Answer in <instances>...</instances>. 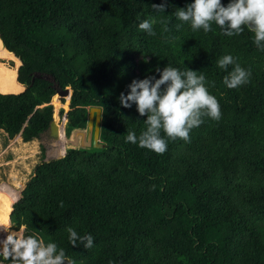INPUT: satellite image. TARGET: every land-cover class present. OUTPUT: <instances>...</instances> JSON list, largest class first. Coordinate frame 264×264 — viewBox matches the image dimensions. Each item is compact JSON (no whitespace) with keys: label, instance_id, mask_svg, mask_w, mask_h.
Here are the masks:
<instances>
[{"label":"trees","instance_id":"trees-1","mask_svg":"<svg viewBox=\"0 0 264 264\" xmlns=\"http://www.w3.org/2000/svg\"><path fill=\"white\" fill-rule=\"evenodd\" d=\"M162 2L0 0V60L16 63L0 61V130L29 143L55 117L60 142L52 151L63 157L78 145L55 116V82H32L40 73L71 88L66 134L85 127L88 109L99 107L106 145L41 162L14 205L12 230L55 242L65 264H264V52L247 30L226 37L215 24L208 33L187 23L178 29L174 12L192 0H166L165 13L154 12ZM150 17L155 36L138 28ZM226 54L251 69L250 83L225 86L227 73L215 62ZM168 63L214 82L208 90L221 117H205L187 142L169 140L158 154L125 142L128 130L140 134L146 117L135 105L123 108L119 97ZM17 197L4 187L0 204ZM11 209L0 208V242ZM68 227L90 233L93 247H72ZM0 261L11 264L4 254Z\"/></svg>","mask_w":264,"mask_h":264},{"label":"clouds","instance_id":"clouds-1","mask_svg":"<svg viewBox=\"0 0 264 264\" xmlns=\"http://www.w3.org/2000/svg\"><path fill=\"white\" fill-rule=\"evenodd\" d=\"M166 6L163 0L152 9L165 13ZM174 16L181 22L176 25L178 29L187 23L193 32L208 33L213 30V24L226 37L239 36L247 30L253 34L256 48L264 52V0H228L226 5L222 0H192L185 8H177ZM155 22L154 17L144 19L138 28L155 36ZM215 63L227 73L223 80L227 88L238 89L250 83L251 69L242 67L233 55H223ZM155 72L158 77L150 74L134 79L128 85L127 94H120L119 103L126 109L135 105L138 114L146 117L140 134L128 130L125 142L163 154L169 140L187 142L192 129L204 123L205 117L219 120L221 110L217 98L208 90L215 86L214 82L207 81L203 71L187 67L182 70L168 63L162 70L157 67ZM67 232L72 247L78 244L85 249L93 247L94 237L90 233L81 235L72 227H68ZM0 253L10 257L11 264H65L66 261L65 250L55 242L44 244L35 236L15 231L0 242Z\"/></svg>","mask_w":264,"mask_h":264},{"label":"rangeland","instance_id":"rangeland-1","mask_svg":"<svg viewBox=\"0 0 264 264\" xmlns=\"http://www.w3.org/2000/svg\"><path fill=\"white\" fill-rule=\"evenodd\" d=\"M0 61L11 68L16 66L15 61L11 59ZM24 90L25 87L23 88V91ZM57 99L60 103L59 108L56 109V106L53 104L54 98L52 99V104L55 107V116H58L57 121L63 127L65 132L67 123L65 120V115L70 108L66 100L63 103L58 96ZM66 102L67 108L63 107ZM61 109H64V115L62 117L60 116ZM87 126L88 123L85 127L77 128L79 133H75L76 131L74 130L75 132L73 131L69 135L66 134L67 138L72 140V138L75 137L73 144H77L79 142L77 147L85 145ZM57 144L58 143L56 139H54L49 133H43L39 139L25 143L22 141L21 136H17L14 139H8L7 135L2 130H0V193L1 187L7 188L8 186L18 193V199L15 201L9 202L7 204H0L1 209L12 207L9 214V225H7L3 230L5 233H3V240L6 239L9 232L13 231L10 220L11 213L13 211L14 205L21 199L22 192L30 178L33 176L36 167L43 161L48 162L51 159L59 158L58 156L60 155V151H52L56 149ZM69 149H67V151ZM23 230L24 228H22L20 231H17V233L23 235ZM1 254L2 253H0V255ZM0 264H2L1 261Z\"/></svg>","mask_w":264,"mask_h":264},{"label":"water","instance_id":"water-1","mask_svg":"<svg viewBox=\"0 0 264 264\" xmlns=\"http://www.w3.org/2000/svg\"><path fill=\"white\" fill-rule=\"evenodd\" d=\"M0 38H1V36H0ZM3 45L5 47L4 43H3ZM21 64H22V62H21ZM36 78H43V79H47L50 81H54L55 82V88L57 89L56 95L61 100L67 101V99H69V104H70L71 88L68 87L66 89H62L61 87H59L58 82H56L50 75H43L40 73H35L33 75L32 82H34V80ZM65 120L67 122V116L65 117ZM101 120H102V109L99 107L89 108L88 126H87V130H86L87 136L85 135L86 136L85 137L86 138L85 139V141H86L85 145H81L80 147L75 146L72 148H85V149L94 148V149H101V150L105 149L106 145L104 143H102L100 140ZM75 131H74L75 133H79L77 131V129ZM45 133H49L54 139H56V141L58 143L60 142L59 125L57 124L55 117H54V120L51 122L49 129ZM65 136H66V133H65ZM65 155L63 157H65ZM63 157H59L56 159H60ZM51 160H53V159H51Z\"/></svg>","mask_w":264,"mask_h":264},{"label":"bare ground","instance_id":"bare-ground-1","mask_svg":"<svg viewBox=\"0 0 264 264\" xmlns=\"http://www.w3.org/2000/svg\"><path fill=\"white\" fill-rule=\"evenodd\" d=\"M19 59V58H18ZM20 60V59H19ZM21 62V61H20ZM21 66V65H20ZM19 69V68H18ZM1 94H3V93H1ZM6 94H13V93H6ZM74 141H75V137H74ZM3 190H4V187H1V193H0V201H1V196H2V194H3ZM16 199H18V197L16 198ZM15 199V200H16ZM14 200V201H15Z\"/></svg>","mask_w":264,"mask_h":264},{"label":"crops","instance_id":"crops-1","mask_svg":"<svg viewBox=\"0 0 264 264\" xmlns=\"http://www.w3.org/2000/svg\"><path fill=\"white\" fill-rule=\"evenodd\" d=\"M24 87H25V86H24ZM25 90H26V87H25ZM25 90H24V91H25ZM24 91H23V92H24ZM21 93H22V92H21Z\"/></svg>","mask_w":264,"mask_h":264}]
</instances>
